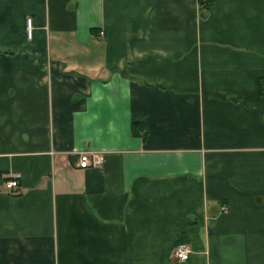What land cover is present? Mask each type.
Listing matches in <instances>:
<instances>
[{"label": "crops", "instance_id": "1", "mask_svg": "<svg viewBox=\"0 0 264 264\" xmlns=\"http://www.w3.org/2000/svg\"><path fill=\"white\" fill-rule=\"evenodd\" d=\"M0 264H264V0H0Z\"/></svg>", "mask_w": 264, "mask_h": 264}, {"label": "built area", "instance_id": "2", "mask_svg": "<svg viewBox=\"0 0 264 264\" xmlns=\"http://www.w3.org/2000/svg\"><path fill=\"white\" fill-rule=\"evenodd\" d=\"M27 36L29 39L32 38L33 29H32V19H27V27H26ZM101 163V158L94 154L93 152H80L77 166L81 169H88L90 167L98 166ZM19 176H15L13 179L7 181L5 186L8 190L14 192L19 187ZM193 251L190 245L185 242H181L177 244L174 249V258L177 263L187 262Z\"/></svg>", "mask_w": 264, "mask_h": 264}, {"label": "trees", "instance_id": "3", "mask_svg": "<svg viewBox=\"0 0 264 264\" xmlns=\"http://www.w3.org/2000/svg\"><path fill=\"white\" fill-rule=\"evenodd\" d=\"M201 4H204L207 8L214 2V0H198ZM137 126V125H135ZM135 128V127H134Z\"/></svg>", "mask_w": 264, "mask_h": 264}]
</instances>
